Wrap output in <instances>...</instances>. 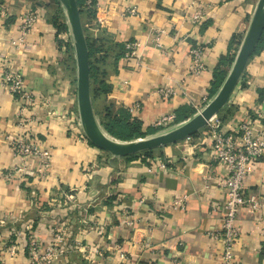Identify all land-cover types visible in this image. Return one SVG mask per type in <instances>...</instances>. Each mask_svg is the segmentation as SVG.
Returning a JSON list of instances; mask_svg holds the SVG:
<instances>
[{
    "label": "crops",
    "instance_id": "1",
    "mask_svg": "<svg viewBox=\"0 0 264 264\" xmlns=\"http://www.w3.org/2000/svg\"><path fill=\"white\" fill-rule=\"evenodd\" d=\"M93 1L95 9L105 7L101 30L109 37H102L92 23L85 26L93 40H103L101 55L106 57L99 66L103 85L92 98L96 120L100 125L106 109L114 115L123 112L143 131L157 135L175 128L181 112L198 113L190 101L213 97L209 93L219 61L234 60L258 0ZM46 3L0 0L8 14L0 26V66L21 74L26 90L35 96L32 134L51 155L43 180L31 175L23 182L0 179V264H27L28 238L45 246L58 230L64 232L67 251L56 264H219L221 247L208 233L222 224L226 197L217 180L224 171L211 161L208 126L196 138L130 161L79 139L72 120L77 115L76 88L72 85L64 95L58 85L57 33ZM132 5L136 14L122 17ZM28 10L37 14V22L26 47L16 49L11 42L18 37L19 17ZM198 11L206 17L195 25L190 18ZM155 30L165 31L159 40L164 52L155 46ZM261 39L263 46L250 58L228 103L212 118L224 133L246 117L255 131L264 128V32ZM126 42L139 45L133 59L119 57ZM196 44L205 49L206 71L190 76L188 50ZM159 86L175 88L176 96L159 99L153 95ZM19 108L0 88V172L18 163L4 137L19 134ZM170 114L176 116L173 126L154 127ZM159 161L165 170H157ZM70 194L75 200L65 201L63 196ZM243 194L257 197L261 208L254 214L245 207L239 212L235 257L239 264H264V157L252 165ZM182 196L187 197L184 210L167 208ZM77 244L85 254L77 251Z\"/></svg>",
    "mask_w": 264,
    "mask_h": 264
},
{
    "label": "built area",
    "instance_id": "2",
    "mask_svg": "<svg viewBox=\"0 0 264 264\" xmlns=\"http://www.w3.org/2000/svg\"><path fill=\"white\" fill-rule=\"evenodd\" d=\"M91 3L92 0L85 1L87 7H90ZM95 10V24L102 29L106 20L105 7L99 6ZM136 12V6L132 5L127 7L121 16H133ZM7 17L6 10L0 7V26ZM205 17V13L198 11L191 14L190 19L193 24L199 25ZM37 18V14L29 10L21 14L19 17L18 37L11 42L16 49L26 47V38L34 28ZM164 34L165 31L163 30H155L153 36L155 46L161 49L162 52L164 51L159 40ZM138 47V43H124V59H133ZM188 54L190 58L188 65L189 75L199 76L204 73L206 71L203 61L205 49L197 44L192 45L189 47ZM0 88L5 89L11 99L17 101L20 105L17 113V128L20 132L15 137H4L10 154L18 163L3 169L0 172V179L5 183H11L16 180L23 182L26 176L31 175L35 179L43 180L49 175L51 169V155L50 151L44 148L32 134V126L36 121V117L31 114V110L35 105L36 98L26 90L22 75L10 71L5 64L0 66ZM176 94V89L171 86H159L153 91V95L164 101L171 100ZM209 100L208 97L204 96L199 101H190V103L200 112ZM175 118L174 114L163 116L154 124V127H171L175 122ZM207 126L211 161L213 164L222 167L224 171L217 180V185L225 191L226 197L222 209V224L219 230L208 233V237L218 242L221 247L219 264H239L234 253L239 235L237 216L244 207L252 214L257 213L261 208L259 199L255 196L245 198L243 190L244 180L251 173L252 165L264 157V128L255 131L248 117L236 122L233 130L229 133L222 132L217 119H211ZM78 136L82 141H86L81 129L78 131ZM156 164L158 171L167 168L162 161ZM149 172L155 173L154 169H150ZM63 199L72 202L75 200V196L72 194L65 195ZM186 201V196L179 197L169 203L167 208L174 211L184 210ZM127 222L130 224L129 220ZM64 240V232H61V230L55 232L51 242L45 246H42L35 238H28L25 249L27 264H56L67 251L63 246ZM76 246L78 252L85 254V248L80 244ZM148 246L149 244H145V247ZM115 248L117 249V246ZM14 250V248H11V256L14 254ZM120 259L126 260V255L120 252Z\"/></svg>",
    "mask_w": 264,
    "mask_h": 264
},
{
    "label": "water",
    "instance_id": "3",
    "mask_svg": "<svg viewBox=\"0 0 264 264\" xmlns=\"http://www.w3.org/2000/svg\"><path fill=\"white\" fill-rule=\"evenodd\" d=\"M63 8L69 28L76 63V103L79 124L85 140L96 149L113 158H127L175 145L204 129L228 103L246 66L255 53L264 32V0H258L230 70L215 95L191 119L172 130L133 142L116 143L98 124L91 98L90 58L84 34L80 9L76 0H57Z\"/></svg>",
    "mask_w": 264,
    "mask_h": 264
},
{
    "label": "trees",
    "instance_id": "4",
    "mask_svg": "<svg viewBox=\"0 0 264 264\" xmlns=\"http://www.w3.org/2000/svg\"><path fill=\"white\" fill-rule=\"evenodd\" d=\"M86 0H76L78 8L80 9V15L82 20V26L84 30V34L86 37V42L88 45V51H89V58H90V80H91V98H93V95H95V92L98 91V87L103 85L102 81V73L100 72L99 66L101 64H105L106 57H103V40H93L90 35L87 32L86 25L89 23H92V27L96 28L99 32H101L102 37L108 39V35L103 32L104 30H101L96 24H95V5L97 4L95 1L92 0V3L90 7H87L85 5ZM52 23L56 27L57 34L59 31H61L62 27L59 24L56 17H52ZM234 43V41H233ZM236 45H238V41L235 42ZM263 46L262 39L260 43L258 44V47L256 48V52H258L261 47ZM124 51L121 52L119 55L120 58L124 57L125 48ZM233 62V58L230 57H223L220 59L219 64L216 68V71L214 72L213 81L211 83V89L209 96L210 98L214 96V94L218 91L222 83L224 82L227 71H225V68H229ZM72 68V63L70 65V69ZM72 70V69H71ZM186 112H181L180 116L177 117L174 127L178 126L179 124L187 121L189 118H192L195 113H190L189 115H186ZM100 126L104 133L109 136L110 138L127 143V142H133L139 139H145L150 136H154V131H143L142 125L137 121L130 122L128 120V117L122 112L118 115H114L109 109L105 110V114L103 115ZM198 134L193 135L191 138H196ZM154 151H149L142 153L137 156H131L127 160H134L138 158H151Z\"/></svg>",
    "mask_w": 264,
    "mask_h": 264
},
{
    "label": "rangeland",
    "instance_id": "5",
    "mask_svg": "<svg viewBox=\"0 0 264 264\" xmlns=\"http://www.w3.org/2000/svg\"><path fill=\"white\" fill-rule=\"evenodd\" d=\"M46 5L48 6L49 14L51 15V18L56 17L59 24L62 27L61 31H59L56 37V43L58 47V67H59V74H61V77L58 78V85L62 88V91L64 92V95L68 94V89H72V85H75L76 88V63H75V54L73 49V43H72V37L69 31V28L67 26V19L65 12L63 8L60 6V4L57 2V0H46ZM56 33L57 29L54 26ZM72 63V70L70 69V65ZM67 98H64L65 103ZM68 112V111H67ZM64 114V113H63ZM77 115L74 116L73 125H75L76 129H81L79 124L78 112ZM47 115H52L51 113H47ZM65 117L67 116L64 114ZM69 115V114H68ZM56 116V115H53ZM60 119V117H56ZM71 118V116L69 117ZM72 125V124H71ZM102 129V128H101ZM103 131V130H102ZM104 132V131H103ZM110 138V137H109ZM112 139V138H111ZM119 142V141H117ZM140 155V154H139Z\"/></svg>",
    "mask_w": 264,
    "mask_h": 264
},
{
    "label": "bare ground",
    "instance_id": "6",
    "mask_svg": "<svg viewBox=\"0 0 264 264\" xmlns=\"http://www.w3.org/2000/svg\"><path fill=\"white\" fill-rule=\"evenodd\" d=\"M111 140H113L114 142H116V143H119V142H117L116 140H114V139H111Z\"/></svg>",
    "mask_w": 264,
    "mask_h": 264
}]
</instances>
